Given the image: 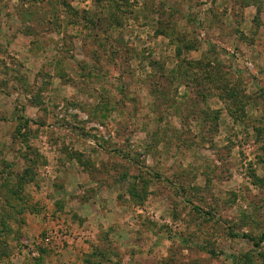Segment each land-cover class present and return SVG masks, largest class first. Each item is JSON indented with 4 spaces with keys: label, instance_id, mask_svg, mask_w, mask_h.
Returning a JSON list of instances; mask_svg holds the SVG:
<instances>
[{
    "label": "rangeland",
    "instance_id": "1",
    "mask_svg": "<svg viewBox=\"0 0 264 264\" xmlns=\"http://www.w3.org/2000/svg\"><path fill=\"white\" fill-rule=\"evenodd\" d=\"M263 234L264 0H0V264H264Z\"/></svg>",
    "mask_w": 264,
    "mask_h": 264
},
{
    "label": "trees",
    "instance_id": "2",
    "mask_svg": "<svg viewBox=\"0 0 264 264\" xmlns=\"http://www.w3.org/2000/svg\"><path fill=\"white\" fill-rule=\"evenodd\" d=\"M245 239H249V238H245ZM263 240H264V234H263V236L261 238V241H263ZM249 241L254 242L253 240H250V239H249ZM255 245L258 246V244H255Z\"/></svg>",
    "mask_w": 264,
    "mask_h": 264
}]
</instances>
